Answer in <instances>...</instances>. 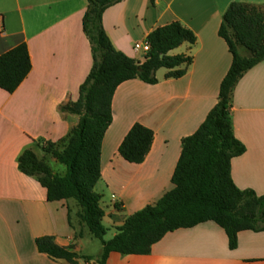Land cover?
<instances>
[{"label":"crops","instance_id":"crops-1","mask_svg":"<svg viewBox=\"0 0 264 264\" xmlns=\"http://www.w3.org/2000/svg\"><path fill=\"white\" fill-rule=\"evenodd\" d=\"M233 2L264 6V0H122L103 12L102 28L114 49L138 62L143 54L133 50L134 44L144 43L158 27L178 22L196 38L193 45L184 43L169 52L191 57L183 76L165 79L167 70L160 69L156 84L129 80L113 94L112 120L101 143L100 179L94 187L100 195L102 221L114 230L111 238L128 216L153 205L172 188L181 140L196 131L216 104L231 63L217 31ZM86 7V0H0V55L25 44L31 63L13 93L0 89V264H68L37 252L35 239L41 236L53 237L60 247L72 246L82 257V234L76 237L70 231L67 200L48 202L37 180L18 170L17 159L29 149L46 163L52 157L42 145L58 144L78 123V116L62 113L59 107L78 99L79 87L93 64L82 30ZM230 112L234 137L245 147L242 155L231 160V179L238 189L264 195V60L237 81ZM134 124L153 133L150 150L140 164L128 163L118 154ZM100 255L84 264H98ZM248 261L264 264V232H239L237 247L230 250L224 231L205 222L166 233L147 255L111 252L105 264Z\"/></svg>","mask_w":264,"mask_h":264},{"label":"trees","instance_id":"trees-1","mask_svg":"<svg viewBox=\"0 0 264 264\" xmlns=\"http://www.w3.org/2000/svg\"><path fill=\"white\" fill-rule=\"evenodd\" d=\"M122 0H86L82 30L91 46L93 64L79 87L78 99L59 107L62 113L78 116V123L58 144L44 143L42 150L64 166L54 173L27 149L17 159L18 170L34 177L46 191L48 202L74 200L80 207L79 220L101 243L98 264H105L111 252L121 255H147L151 246L166 233L213 222L227 237L228 248L237 247L241 231L264 232V195L238 189L230 175L231 160L242 155L245 147L233 134L231 95L239 78L264 60V6L236 3L225 10L217 34L231 55L230 66L220 82L217 102L196 131L181 140V150L170 182L172 188L156 203L128 216L116 234L104 240V212L94 187L100 179V150L103 136L111 124V101L116 88L129 80L149 85L157 83L155 73L167 70L165 79L183 76L191 57L171 56L182 44L193 45V32L178 22L151 31L143 61H135L112 46L102 28L103 12ZM151 3L153 0H149ZM248 56L243 57L238 49ZM183 67V68H181ZM31 63L25 44L0 55V89L13 93L25 79ZM153 141L151 130L134 124L118 147L126 162L140 164ZM38 253L51 260L77 264L73 247H60L53 237L35 239ZM246 264H261L248 261Z\"/></svg>","mask_w":264,"mask_h":264},{"label":"rangeland","instance_id":"rangeland-1","mask_svg":"<svg viewBox=\"0 0 264 264\" xmlns=\"http://www.w3.org/2000/svg\"><path fill=\"white\" fill-rule=\"evenodd\" d=\"M239 49H240L239 53L241 56L243 57L248 56L247 52L244 49L241 48ZM46 163L48 164L50 169L54 172L63 173L65 171L64 166L57 163L52 158H47ZM67 203L70 207V211L67 212V219L71 224L70 231L75 232L76 237L82 234L80 237L81 250L79 252V255L82 257L90 256L92 258L91 260H95L100 255L101 243L98 239L94 238L89 233L86 226L80 220H78L77 215L80 211V207L77 205V203L72 199L67 200ZM102 225L106 229V234L103 239L109 240L112 234L114 233V230L108 225V223L105 220L102 221ZM80 261L81 264L90 263V260L83 261L81 259Z\"/></svg>","mask_w":264,"mask_h":264},{"label":"built area","instance_id":"built-area-1","mask_svg":"<svg viewBox=\"0 0 264 264\" xmlns=\"http://www.w3.org/2000/svg\"><path fill=\"white\" fill-rule=\"evenodd\" d=\"M3 29V19H2V16L0 15V32L2 31ZM133 50L138 52L140 51L142 54H143V57L144 55L148 52L149 50V45L147 44V42L145 41L144 43H135L134 46H133Z\"/></svg>","mask_w":264,"mask_h":264}]
</instances>
